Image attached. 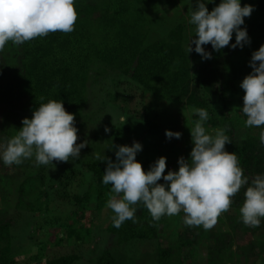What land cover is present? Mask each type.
<instances>
[{"label": "trees", "instance_id": "obj_1", "mask_svg": "<svg viewBox=\"0 0 264 264\" xmlns=\"http://www.w3.org/2000/svg\"><path fill=\"white\" fill-rule=\"evenodd\" d=\"M148 2L150 0H75L78 19L74 31L50 32L20 45L9 41L0 51V105L4 106L0 143L15 136L23 126L22 120L31 119L34 110L49 100L62 101L65 110L74 114V126H80L87 121L84 120L87 116L83 109L87 102L85 92L89 80L107 79L114 88L113 96L109 98L106 95L103 99L109 101L108 106L103 107L101 102L97 115L88 119L95 128L103 123L99 128L104 134L103 141H100V135L95 134L86 140L88 146L82 149L83 157L70 158L71 167L65 166L62 172H56L52 167L58 161L37 165L33 156L19 165L9 166L7 172L0 175V264H16L26 255V259L19 261L20 264H35L44 256L45 249L40 241L33 253H29L32 247L24 253H13L12 248H9L12 235L8 229L13 224V217L11 219L6 206L1 205L7 202L9 196L13 195L15 209L22 206L35 215L51 208H64L69 216L77 215V221L89 212L90 205H93L90 211L96 213L106 205L112 194V186L103 183L106 159L116 161L115 152L118 146L126 145L125 141L130 139L127 136L132 137L133 144L138 139L143 141L144 135L159 134L158 112L141 108L144 111L139 113V105L145 99L144 93L163 103L191 109L218 107L219 127L225 130V135L231 141L225 145V150L237 155L239 166L249 183L232 198L228 210L231 213L223 212L225 225L222 229L205 230L201 225L192 232L183 221L179 231H171L168 240H161L157 225L162 217L159 221L153 220L142 202L133 205L136 208L134 219L126 220L119 228L113 225V215L109 216L102 224V231L111 244L102 240L93 245L88 251L90 264H192L195 246L200 238L206 242L204 255L198 264H247L246 252L251 253L256 247L260 253H264L262 241L251 240L249 248L240 247L236 253L224 240L237 229L244 234L247 229L253 228L243 223L239 210L252 179L264 175V144L260 142L259 136L264 126L257 127L256 134L245 133L240 137L230 121V113L238 108L234 104L237 95H240L238 85L252 72V54L264 45V0H240L242 7L246 4L253 6L251 15L245 17L244 24L240 26L247 30L250 43L233 50L241 48L248 63H232L225 57L227 46L216 51L211 44H207L203 47L211 53V59H203L197 53L199 60L195 66L189 64L187 52L182 46L184 22H178L158 39L146 40L151 19L145 16L142 6ZM220 2L211 0L214 7ZM234 40L232 37L229 45L234 44ZM135 94L138 104L130 107L127 102ZM107 114L109 118L113 117L110 122L104 120ZM125 114L133 116L123 125L119 116ZM197 117V114L193 115V119ZM131 123H140V135L137 137L132 135ZM105 126L110 129L109 132H105ZM136 160L147 172L158 159ZM0 162L3 163L2 158ZM166 163L165 171L170 169L169 162ZM11 183H16L12 194L8 189ZM158 183L163 184L165 181L161 179ZM28 212L27 217H30ZM58 217L53 216L45 223H56ZM77 225L81 226V223L77 222ZM263 225L264 218H261L259 227ZM39 228L40 225L37 230ZM33 234L29 231L26 243L32 242V237L36 236ZM72 239L73 243L85 242L78 234L73 235ZM132 240L155 241V254L135 259L115 254V247ZM28 244L30 246V242ZM80 256L75 253L59 255L45 259L43 264H76ZM240 256L244 258L242 261Z\"/></svg>", "mask_w": 264, "mask_h": 264}, {"label": "clouds", "instance_id": "obj_2", "mask_svg": "<svg viewBox=\"0 0 264 264\" xmlns=\"http://www.w3.org/2000/svg\"><path fill=\"white\" fill-rule=\"evenodd\" d=\"M253 11L252 5L241 6L240 0H221L211 11L201 0H196L189 23L195 26V37L190 39L187 52L194 51L203 59H211L204 45L211 44L216 51L228 46L235 32V43L243 48L250 43L247 30L240 26ZM78 13L75 0H0V51L7 42L23 44L50 32L74 31ZM257 62H259L257 64ZM252 72L241 82L244 90L242 114L247 117L246 127L264 126V45L252 54ZM199 119L190 128L194 147L190 160L180 157L178 171L166 170V157H160L147 172L136 155L142 150L139 142L132 146H118L116 161L106 159L103 183L111 185V195L106 207L114 213V227L134 219L136 208L143 203L153 220L163 215L185 214L186 226L213 228L223 212L230 209L232 198L249 183L239 166L237 155L225 150L231 143L224 129H214L212 134L204 127L209 114L205 109L193 108ZM120 123L127 122L119 116ZM74 114L67 112L63 102L49 100L34 110L32 118H24L17 134L0 143V158L5 165H19L35 156L37 165L53 161L68 162L78 158L87 142L77 144L78 129ZM110 129L105 128V132ZM180 132L166 130L169 139L181 137ZM260 142L264 144V131ZM99 159V157H97ZM105 161V160H104ZM163 179L165 183H158ZM240 213L246 226L259 227L264 218V175H257L245 193Z\"/></svg>", "mask_w": 264, "mask_h": 264}, {"label": "rangeland", "instance_id": "obj_3", "mask_svg": "<svg viewBox=\"0 0 264 264\" xmlns=\"http://www.w3.org/2000/svg\"><path fill=\"white\" fill-rule=\"evenodd\" d=\"M201 2H204L206 4V7H208L209 11L214 8V6L211 4V0H201ZM195 5L196 0H150V2L142 6L145 16L151 19V24L147 31L146 40L151 41L158 39L159 37L164 36L166 34V31L178 22H184L185 30L183 31L182 46L185 52H187L190 39L195 35V26L189 23L190 15L195 10ZM186 24L189 25L187 26V28ZM232 37L235 38V32H233ZM194 38L195 37H193V39ZM191 47L193 51L189 53L187 52L186 55L188 56L187 58L189 64L191 66H195L198 63L199 58L197 56V53L194 51L195 45L192 44ZM227 48L228 50L225 54V57L232 63H248V59L243 54L241 48H238L236 51L233 50L231 45H228ZM88 84L89 86L87 88V91L85 92L87 102L85 108L83 109V113H86H84V115L87 116V118H84L86 116H83V118L84 120L87 119V121L82 125L76 127L78 129L77 144L84 143L86 140H89L90 137H94V134L95 136L100 135L102 137L100 138V141H103L104 134H102L101 129H99L103 123L101 122L99 127L95 128L94 125H91L90 122H88V119H92L97 115V111L101 108L102 103L103 107L108 106L109 101L103 99L107 96L110 98V95L113 96L114 93L113 84H111V82H109L107 79H101L99 81L90 79ZM240 85L241 84L238 85V91L240 95H237V97L235 95V102V98L233 99L235 106L238 108L230 113V121L237 130L238 136L241 137L245 133L256 134L257 127L245 126L247 117L242 114V103L245 93ZM135 93L138 94L137 92ZM136 94L133 96L134 98L127 102L128 106L132 107L135 105V103L138 104ZM143 96L145 97V99L144 101L142 100V105H139V113L141 114L144 111L141 110V108L149 109L150 111L156 110L158 112L159 117L157 118V124L159 126V134L157 136L144 135L142 136L143 141H139V139L137 138L138 142L142 145V150L138 152L136 158L143 159L154 157L156 159H159L160 157H166V162H169L170 169H167V171H165V174H167L168 171H178V160L180 157H184L186 160H190V153L192 148L194 147L191 139L190 128L194 127V122L198 120L199 117H197V119H193V115L195 113L191 112V108L185 107L183 105H171L169 103H163L159 99L152 98L148 93H144ZM3 111L4 106L0 105V128L4 124L2 116ZM206 111L209 114V118L204 123V127L207 131L214 134V129H220L218 107L212 106L211 109L209 108ZM100 114L101 113H99V115ZM113 115H116V113H113ZM123 116H125L126 120H128L132 118L133 115L125 114ZM111 119L113 120V117L109 118L107 114L104 120L106 122H110ZM139 124L140 123H131L132 135L135 137L140 135ZM166 130H170L172 132H180L182 135L179 139L175 137L169 139L168 137H166ZM127 138L130 139L126 140L125 143L127 146H131L132 137L127 136ZM120 140H122V137H120ZM85 150L87 151V149ZM142 151H147V153H142ZM82 155H84V152L81 149L80 156L83 157ZM53 166V170H55L56 172H62V169L65 166L71 167L72 165L69 159V161L66 163L59 162ZM8 167L9 166H5V164L0 162V175L7 172V170L9 169ZM15 185L16 183L9 184L8 189L10 190V194L14 192ZM6 201V203H2L1 205L6 206L8 215L11 219L13 217V224H11L8 229L10 231V235H12L11 243L9 245V248H12V252L24 253L29 249V247H32L29 253H33L35 251L37 242L40 241L42 245H45V249L43 251L44 256L39 258V260L35 264H43V261L45 259L72 253L81 255L76 264H90L88 251L93 245L101 243L102 240H106L105 242L109 243V245L111 244L110 241L107 240L106 234L102 231V224L108 219L109 216L114 215L112 210L108 209L106 205L103 206L102 209L97 213L90 211L91 209H93V205H90L88 207L89 212L85 213L80 221H77V215L76 217L69 216L68 211L64 208H51L47 212L42 211L39 213H35L34 215L32 213H29L22 206H19L17 209H15L13 207V195L9 196ZM26 212L30 214V217H27ZM230 213L231 211H228V214ZM53 216H59L58 221L56 223H51V225H47L45 221H47V219H51ZM67 216L69 218H66ZM184 216L185 214L183 213V211L173 216L163 215L157 225V233L160 239L164 240V238H166V240H168L171 231H179L181 229V224L184 221ZM77 222L81 223V226L77 225ZM38 225H40L39 230H37ZM224 225L225 219L224 213H222L217 224L213 228L222 229ZM190 228L191 231L194 232L196 231L197 226H191ZM29 231L34 233L33 235H36L35 237H32V242L29 241L30 246L28 244L29 242L26 243ZM68 234H71L72 236H69ZM76 234L82 236L85 242H71L73 240V235ZM241 234L242 231L240 229H237L234 234L230 233L229 237L224 238V240L227 241L226 245H230L232 250H236V253L239 249H241L240 247L246 246L247 248H249L248 246L250 245L249 242L251 240L255 239L256 241L264 242V225L257 229H247L246 232L242 234V236ZM205 242L206 240L204 238H200L198 240L197 246H195L196 252L194 253L192 264H198L201 257H203ZM155 245V241L132 240L124 245L115 247V254L120 257L130 256L133 259L142 255L150 256L155 254ZM257 251H259V249L254 247V250L251 251V253L246 252L245 254L247 261L245 263L264 264V260L262 259L264 253H260L259 251V253H257L256 255ZM26 256L21 259H26ZM242 259L244 258L240 256V261H242ZM20 260H17V263L20 264ZM28 264L33 263L29 262Z\"/></svg>", "mask_w": 264, "mask_h": 264}]
</instances>
